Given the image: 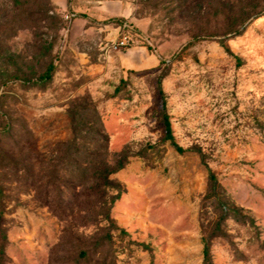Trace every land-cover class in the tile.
<instances>
[{
	"label": "rangeland",
	"instance_id": "374dc122",
	"mask_svg": "<svg viewBox=\"0 0 264 264\" xmlns=\"http://www.w3.org/2000/svg\"><path fill=\"white\" fill-rule=\"evenodd\" d=\"M204 244L264 264V0H0V264Z\"/></svg>",
	"mask_w": 264,
	"mask_h": 264
},
{
	"label": "trees",
	"instance_id": "16d2710c",
	"mask_svg": "<svg viewBox=\"0 0 264 264\" xmlns=\"http://www.w3.org/2000/svg\"><path fill=\"white\" fill-rule=\"evenodd\" d=\"M122 24L126 22V20H121L120 21ZM127 28H133L131 23L126 22ZM150 38L149 36H146ZM149 47H152V44H149ZM53 70V66L50 65L46 71L39 77L40 80H46L51 77V71ZM164 125H165V131H166V136L168 139H173L172 135V129H171V124L169 121V117L167 115H164ZM203 255H204V264H210V248L208 244H204V249H203Z\"/></svg>",
	"mask_w": 264,
	"mask_h": 264
},
{
	"label": "built area",
	"instance_id": "2783aa9c",
	"mask_svg": "<svg viewBox=\"0 0 264 264\" xmlns=\"http://www.w3.org/2000/svg\"><path fill=\"white\" fill-rule=\"evenodd\" d=\"M126 26H127V24H126ZM130 43H131V38L129 36L125 35L123 37H120L118 40H116L113 43L112 48L115 50H120V49L127 47Z\"/></svg>",
	"mask_w": 264,
	"mask_h": 264
},
{
	"label": "crops",
	"instance_id": "0c3cea01",
	"mask_svg": "<svg viewBox=\"0 0 264 264\" xmlns=\"http://www.w3.org/2000/svg\"><path fill=\"white\" fill-rule=\"evenodd\" d=\"M81 24H82L81 21H79L78 19H75V21H73V29H74L76 26H79V25H81Z\"/></svg>",
	"mask_w": 264,
	"mask_h": 264
}]
</instances>
